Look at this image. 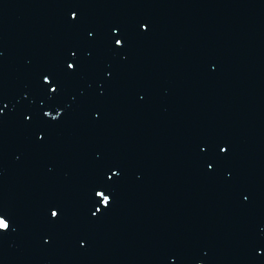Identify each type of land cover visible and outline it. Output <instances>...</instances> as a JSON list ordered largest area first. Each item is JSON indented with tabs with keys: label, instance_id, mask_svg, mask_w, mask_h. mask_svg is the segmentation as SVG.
<instances>
[{
	"label": "water",
	"instance_id": "obj_1",
	"mask_svg": "<svg viewBox=\"0 0 264 264\" xmlns=\"http://www.w3.org/2000/svg\"><path fill=\"white\" fill-rule=\"evenodd\" d=\"M0 218V264H264V0H0Z\"/></svg>",
	"mask_w": 264,
	"mask_h": 264
},
{
	"label": "snow or ice",
	"instance_id": "obj_2",
	"mask_svg": "<svg viewBox=\"0 0 264 264\" xmlns=\"http://www.w3.org/2000/svg\"><path fill=\"white\" fill-rule=\"evenodd\" d=\"M75 16H76V14L73 13V18H75ZM116 43H117V45H120V44H122V41L117 40ZM69 67L73 68L74 65L70 64ZM52 91L55 92L56 89L53 88ZM96 195L103 198L102 202H103L104 206H108L110 204V197L105 195V193L103 191L97 192ZM97 211H99V209H97ZM51 215L53 217H56V216H58V212L57 211H52ZM0 227H8V224L2 218H0Z\"/></svg>",
	"mask_w": 264,
	"mask_h": 264
}]
</instances>
